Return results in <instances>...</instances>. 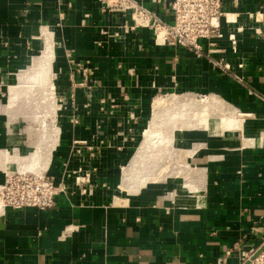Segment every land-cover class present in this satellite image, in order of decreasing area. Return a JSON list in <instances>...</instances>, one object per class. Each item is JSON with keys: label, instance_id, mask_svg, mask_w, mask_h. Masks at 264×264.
<instances>
[{"label": "crops", "instance_id": "1", "mask_svg": "<svg viewBox=\"0 0 264 264\" xmlns=\"http://www.w3.org/2000/svg\"><path fill=\"white\" fill-rule=\"evenodd\" d=\"M135 1L172 23L168 0ZM222 5L234 18L221 19L222 36L199 40L194 51L157 44L150 28L130 29L127 14L104 9L100 0H0V183L6 173L33 168L63 188L49 210L0 207V264H217L219 258L240 264L241 252L260 245L264 0ZM67 55L87 62L84 83L72 85L81 75ZM55 58L63 99L58 124L52 84L53 119L48 129L38 120L42 127L33 135L13 109L30 92L21 84L27 75L35 72L34 83L52 77ZM164 90L217 96L243 116L244 128L240 119L242 130L202 137L195 131L181 142L184 150L188 142L200 144L185 158L192 176H200L195 189L185 180L147 183L116 203L112 186L148 101ZM78 173L90 175L85 192L74 182Z\"/></svg>", "mask_w": 264, "mask_h": 264}, {"label": "built area", "instance_id": "2", "mask_svg": "<svg viewBox=\"0 0 264 264\" xmlns=\"http://www.w3.org/2000/svg\"><path fill=\"white\" fill-rule=\"evenodd\" d=\"M100 1L104 4V9L127 14L132 21L130 29L150 28L157 44L181 46L194 51L200 50L199 40L222 36L220 21L225 19L227 14L223 9V0H168L173 20L172 23H166L154 11L135 0ZM161 1L151 0L153 3ZM114 34L118 35V33ZM230 39L234 40V35H230ZM67 56L69 64L73 65L76 73L81 75V81L73 82L72 85L84 83L91 74L87 62H76L70 55ZM218 66L229 68L226 62H218ZM73 122H76L75 118ZM74 182L81 187L82 192H85L90 182V175L78 173L74 177ZM62 190L55 177L46 171L41 174L9 172L0 183V201L3 208L49 210L54 206L55 196ZM241 253L240 264H264V238L256 249ZM222 263V259H217V264Z\"/></svg>", "mask_w": 264, "mask_h": 264}, {"label": "rangeland", "instance_id": "3", "mask_svg": "<svg viewBox=\"0 0 264 264\" xmlns=\"http://www.w3.org/2000/svg\"><path fill=\"white\" fill-rule=\"evenodd\" d=\"M57 66L58 64L55 58L52 77L49 76L48 78H45L44 81H39V83L38 82L34 83L32 79L28 78L29 76L31 77L34 75V72H31L28 74L29 76L26 74L27 75L26 79H24V81L21 83L25 85L29 89L28 91L30 92L26 96L22 97V100L19 101L18 105L13 110L19 116L18 118L24 121L23 124L25 123L27 125L29 124V127L33 135L34 134L38 135L40 131L39 129L40 127H42V126H39L38 120H41L43 122L46 121L45 125H43V128L48 129L49 127L48 124L50 123L49 120L53 119L51 115L53 108H49V103L53 99L49 98V94L47 93L48 91L47 89L48 88L50 89V86L52 84L53 85L55 84V90H54L55 92L54 93V108L55 109L54 111L56 113V114L54 113L56 116H55V120L53 123L55 126H57L56 124H58L56 119L59 116V112H60L59 108L62 106L61 104H62L63 99H60V94H59V89H58L59 81H58V76H57L58 75ZM39 91H43L44 93H39ZM208 96L209 95L206 96L205 94H193V93H188V92L179 91V90H169V91L164 90V91H160L156 93L155 95H151L148 101L149 109L140 124V129L137 131L136 133L137 135L135 136V139L132 141V145L129 147V150H128L129 153H127L125 163L121 166V168L125 167L129 163L133 155V152L136 151L137 145L142 139L143 129L146 127L147 124H149L150 119L154 116L155 109L152 107V103L157 98H159V100H163V102L165 101L164 103L161 101V104L159 107V111H161L160 112L161 114L159 116V122H161L162 124L159 128V133L161 134L163 138L168 139L166 140L167 142L169 141V139L171 140L169 141V144L167 146L168 149L171 150V152L168 153L169 152L168 151L165 154L166 156L163 157V159H160L159 161L157 160L156 163L153 164L152 166L151 165L146 166L147 173L146 171H143V172L146 173L148 177L150 176V180H148V182L141 185V187L136 193H138L147 183H152V184L171 183L174 185H181V183H183L184 180L185 182H188V178H189V181L191 180L190 182L193 183L194 187L196 186L195 183L197 182L195 179L198 178L199 176L198 173H196L195 176L186 175L185 173L182 172L183 167L180 165L181 162L179 161L184 160L186 156H188L187 151H190L191 149L196 147L198 144L194 145L193 147H188L191 144V142H188L185 144V146H187V148L189 149L184 150L182 149L181 142H183V140L189 134L195 131H198L196 132L197 135L195 134L197 137L199 136L202 137V135L205 133L209 135H211L212 133L221 134L223 132V130L221 129L223 121L226 123V126H228V124L233 123L232 120L227 119V117L232 115L230 114V111L233 108H231L229 105H227L223 101H221L223 104V106L221 107H218V108L211 107V108H207L206 110H203V106L205 105ZM189 98L191 99L189 100ZM189 101L193 103H190ZM186 103H188L187 106H186ZM183 106H185L186 108ZM176 111H177V114L175 113ZM181 111L182 113H180ZM234 112H235L234 119L236 118V120L238 119L239 121L240 119H242V127L244 128L243 116H241L240 113L236 109H234ZM175 114L177 118L174 117L170 119L172 115H175ZM44 118H46V120H44ZM183 122L186 124H181ZM173 123H175L174 124L175 126L173 125ZM243 128H241L240 130H242ZM233 130H236V129H233ZM260 135L264 136V133ZM244 137L246 138L247 136H244ZM151 159L152 157L150 156L148 160L150 161ZM184 161L189 162L186 159ZM191 166L197 169L196 164H193ZM182 173L184 176L182 175ZM121 179H122V169L119 170L118 177L114 185L112 186L113 191L116 193L115 196L119 195V191H120L119 186L121 184ZM136 193H132L128 195L131 196Z\"/></svg>", "mask_w": 264, "mask_h": 264}, {"label": "bare ground", "instance_id": "4", "mask_svg": "<svg viewBox=\"0 0 264 264\" xmlns=\"http://www.w3.org/2000/svg\"><path fill=\"white\" fill-rule=\"evenodd\" d=\"M234 18V15H232V14H226V17H225V20H227V21H229V20H231V19H233ZM45 33H47V29L44 31V30H41V34L42 35H44ZM45 39V38H44ZM42 40H43V38H42ZM48 40V39H47ZM51 40V39H50ZM51 42V41H50ZM49 42V45L51 44ZM47 43V42H46ZM53 47V46H52ZM49 50V46H47V49H46V51H48ZM45 51V52H46ZM50 51V50H49ZM52 51H53V48H52ZM43 52H44V50H43ZM50 54V53H49ZM49 54H48V56H47V58L45 59V62H46V65H48L49 63ZM46 55H47V53H46ZM42 56H44L43 54H42ZM41 56V57H42ZM45 57V56H44ZM51 57V56H50ZM41 59V58H40ZM52 59V58H51ZM41 61V60H40ZM44 61V60H43ZM38 62V61H37ZM37 62H36V64H37ZM41 63V62H40ZM38 65H41V64H38ZM51 65V64H50ZM36 67V66H35ZM39 67V66H38ZM37 67V68H38ZM44 67H45V64H44ZM34 68V67H33ZM46 69H47V67H46ZM50 70V69H49ZM35 71V70H34ZM47 71V70H46ZM37 72V71H36ZM41 72H42V70H41ZM49 72V71H48ZM51 72V71H50ZM35 73V72H34ZM44 73H45V71H44ZM44 75H46V73L44 74ZM52 75V74H51ZM47 77L49 76V75H46ZM36 77H37V75H33V76H31L30 78L32 79V80H34V79H36ZM43 78H44V76H42ZM41 77V78H42ZM47 77H45V78H47ZM44 81V80H43ZM35 82V81H34ZM37 83V82H36ZM39 83V82H38ZM52 86V85H51ZM53 88V87H52ZM175 96V95H174ZM14 97V96H13ZM191 98H189V100H190ZM15 100V99H14ZM195 100V99H194ZM161 101L163 102V100H159V98H157V99H155L154 101H153V103H152V107L155 109V111H154V116L150 119V122H149V124H147L146 125V127L143 129V132H142V139L140 140V142H139V144H138V146H137V149H136V151L133 153V155H132V157H131V159H130V161H129V163L125 166V167H123V168H121L122 169V179H121V184H120V191H119V195L118 196H116L114 199H115V202L116 203H125L126 201H127V198H128V194H132V193H136L138 190H139V188L141 187V185H143L144 183H146V182H148V180H150V176L148 177L147 176V171H146V166H148V165H153V164H155L156 163V161L158 160H160V159H163V157L164 156H166L165 154L168 152V153H170L171 152V150L170 149H168V144H169V141H171L170 139H169V141L167 142L166 140H168V139H166V138H163L162 136H161V134L159 133V128H160V126L162 125L161 124V122H159V116H160V112L161 111H159V107H160V104H161ZM193 101V100H192ZM202 101V100H201ZM222 100H220V98H218L217 96H214V95H209L208 97H207V100H206V103H205V105L203 106V110H206L207 108H218V107H221V106H223V104H222V102H221ZM165 102V101H164ZM163 102V103H164ZM190 103H193V102H191V101H189ZM171 103V102H170ZM173 103V102H172ZM189 103V104H190ZM196 103V102H195ZM179 104V103H178ZM183 104H185V103H183ZM187 104L188 103H186V106H187ZM194 106V105H193ZM192 106V107H193ZM182 107V106H181ZM183 107H185V106H183ZM186 108V107H185ZM188 108V107H187ZM184 109V108H183ZM192 109V108H191ZM181 110H182V108H181ZM176 114H177V111L175 112ZM180 113H182V111L180 112ZM179 113V114H180ZM190 113H191V111H190ZM234 109H232L231 111H230V114H232V115H230L229 117H227V119L228 120H232L233 121V123L232 124H228V126H226V123L223 121L222 122V126H221V129L223 130V131H231V130H233V129H241L240 127H241V122L237 119L236 120V118L234 119ZM236 113H238V112H236ZM176 114L175 115H172V117L170 118V119H172V118H174V117H176ZM184 114V113H183ZM181 115V114H180ZM238 115V114H237ZM182 116V115H181ZM184 116V115H183ZM185 117V116H184ZM195 117V116H194ZM177 118V117H176ZM180 118V117H179ZM198 118V117H197ZM169 119V120H170ZM219 120V119H218ZM172 122H174V121H172ZM175 123H173V125H174ZM181 124H186V123H181ZM175 126V125H174ZM182 126V125H181ZM227 128V129H226ZM187 130H189V129H187ZM203 130V129H202ZM170 148V147H169ZM198 148H200L199 147V144L196 146V147H194L193 149H191L190 151H187V155L189 156V155H192L194 152H196V150L198 149ZM40 150V149H39ZM173 152V151H172ZM37 154V153H36ZM169 155V154H168ZM152 157V159L149 161L148 159H149V157ZM26 159V158H25ZM24 159V160H25ZM184 159V158H183ZM185 160V159H184ZM184 160H181V161H179V162H181V166H183L184 167V169H185V171L186 172H183V173H185L186 175H192V168H189L188 166V163H186ZM27 161V160H26ZM32 163V162H31ZM30 165V164H29ZM32 165V164H31ZM30 165V166H31ZM27 167H29V166H27ZM33 167H35V165L33 166ZM154 167V166H153ZM31 168V167H30ZM41 168V167H40ZM44 168V167H43ZM173 168V167H172ZM32 170H33V168H32ZM32 170H30L29 169V172H24V173H34V174H41V173H35L34 171H32ZM38 171H39V168H38ZM143 171H146V173H144ZM18 172V171H17ZM41 172V171H40ZM194 172V171H193ZM21 173H23V172H21ZM143 173H144V175H143ZM180 173H181V171H180ZM183 173H182V175H183ZM148 174H150V173H148ZM184 176V175H183ZM198 177H200V176H198ZM193 178V177H192ZM200 180V179H199ZM191 181V180H190ZM189 181V178H188V182H185L184 183V187H186L187 189H189V190H193V189H195V187H194V185H193V183H191ZM176 182V181H175ZM133 187V188H132ZM191 192V191H190ZM0 207L2 208V210H3V205H2V203H1V201H0Z\"/></svg>", "mask_w": 264, "mask_h": 264}]
</instances>
